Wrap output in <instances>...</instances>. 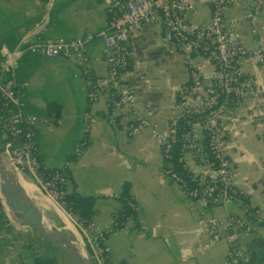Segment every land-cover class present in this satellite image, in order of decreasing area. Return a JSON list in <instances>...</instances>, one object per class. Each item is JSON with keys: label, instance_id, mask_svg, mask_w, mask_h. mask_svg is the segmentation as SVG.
<instances>
[{"label": "crops", "instance_id": "obj_1", "mask_svg": "<svg viewBox=\"0 0 264 264\" xmlns=\"http://www.w3.org/2000/svg\"><path fill=\"white\" fill-rule=\"evenodd\" d=\"M238 2L227 14L238 18L242 43L253 47L250 22L245 17L252 1ZM198 10L196 21L210 16L209 4H199ZM42 11V0H0V45L13 47L34 26ZM106 19L102 0H56L49 25L41 36L75 38L87 29L103 28ZM161 32V26L153 24L133 38L131 64L122 78L136 87L137 112L144 115L146 107H150L159 130H166L178 111L177 96L187 83L188 72L181 56H170L161 46ZM102 48L101 40L94 37L89 48V66L100 75L106 71ZM243 69L255 79L256 93L240 107L231 108L223 126L230 140L228 155L240 172L237 184L251 206L260 209L264 221V72L249 61ZM15 75L19 81L28 82L26 111L47 115V101L60 105L57 116L61 123L41 126L37 131L38 155L46 167L65 169L68 194L94 197L91 219L103 228L109 225L121 207L119 195L125 184L126 192L137 203L134 219H126L122 227L107 236L113 263L225 264L224 241L209 249L203 247L197 215L192 212L197 206L165 177L154 135L143 129L133 137L126 136L125 128L132 118L128 108L121 111L116 125H110L106 120L108 91H101L96 101L89 102L85 80L74 59L25 54L17 63ZM85 111L96 115L98 121L91 129L83 155L73 158ZM227 211L241 213L234 207L214 208L208 213L224 219ZM34 237L37 238L32 227L11 225L0 234V264H31ZM243 242L252 251V261L264 264V227L257 224Z\"/></svg>", "mask_w": 264, "mask_h": 264}, {"label": "built area", "instance_id": "obj_2", "mask_svg": "<svg viewBox=\"0 0 264 264\" xmlns=\"http://www.w3.org/2000/svg\"><path fill=\"white\" fill-rule=\"evenodd\" d=\"M251 1L245 17L250 22L253 47L242 43L238 18L227 14L238 5V0H102L107 14L103 28L87 29L75 38L54 39L41 34L49 25L56 0H42L43 11L34 26L13 47L0 45V150L15 171L71 218L88 264H115L110 259L107 236L118 222L113 215L103 228L73 211L65 199V169L48 168L41 162L37 131L41 126L59 125L61 120L56 115L25 110L28 82L16 78L18 61L25 54L74 59L85 80L89 102L96 101L101 91H108L106 120L110 125H116L121 111L128 108L132 118L125 128L126 136L133 137L143 129L154 135L165 177L197 206L192 212L197 215L203 247L209 249L224 241L225 264H257L243 240L257 224L264 227V221L260 209L251 206L245 191L237 184L240 172L228 155L230 140L223 126L229 110L240 107L256 93V81L244 71L243 64L249 61L264 72V0ZM199 4L210 5V16L196 21ZM153 24L161 26V46L170 56H181L188 72L187 83L177 96L178 111L170 118L166 130H159L150 107H146L144 115L137 112L136 87L122 78L131 64L133 38ZM94 37L103 44L106 71L102 75L89 66V48ZM97 121L93 113H82L81 136L73 147V158L83 155ZM128 204L135 215L137 203L130 197ZM0 205L2 234L12 223L1 197ZM228 207L241 213L227 211L224 219L208 213L214 208ZM127 219H134L133 215Z\"/></svg>", "mask_w": 264, "mask_h": 264}, {"label": "water", "instance_id": "obj_3", "mask_svg": "<svg viewBox=\"0 0 264 264\" xmlns=\"http://www.w3.org/2000/svg\"><path fill=\"white\" fill-rule=\"evenodd\" d=\"M0 187L5 201L11 210L6 216L17 227H34L39 233L53 245L60 248L73 264H87L79 256V250L74 244L73 237L62 227L44 220L40 209L29 200L26 210L19 206L20 195L15 178V170L5 159L0 150Z\"/></svg>", "mask_w": 264, "mask_h": 264}, {"label": "trees", "instance_id": "obj_4", "mask_svg": "<svg viewBox=\"0 0 264 264\" xmlns=\"http://www.w3.org/2000/svg\"><path fill=\"white\" fill-rule=\"evenodd\" d=\"M60 111V105L52 100L47 101L46 104V113L47 115H58ZM127 186L125 187L121 194L119 195V200L121 201L120 209L115 213V218L117 220V225L114 226L113 230H116L122 227L125 224V221L129 215H133L129 204L128 199L130 195L126 192ZM66 201L69 203L70 207L73 211H78L79 215H81L85 219H90V214L92 213V206L94 202V197L92 196H84L78 194L77 192L67 193L65 196ZM1 206V205H0ZM134 216V215H133ZM34 261L31 264H51L55 261L56 264V257L55 256H48L46 254H39L38 252H34Z\"/></svg>", "mask_w": 264, "mask_h": 264}, {"label": "bare ground", "instance_id": "obj_5", "mask_svg": "<svg viewBox=\"0 0 264 264\" xmlns=\"http://www.w3.org/2000/svg\"><path fill=\"white\" fill-rule=\"evenodd\" d=\"M15 178H16V183H17V187H18V192H19V195H20L19 206L26 210V208L29 205V200H34L43 209H48V210L51 209V210H53L57 214V216L62 220V222L64 223V227H62V229H64L66 232L68 230V231H70V233L73 234V236L75 238V239L73 238L74 241H75L74 244L79 250V256H80V258H81V260L83 262L88 264L87 256H86V253H85V251L83 249L82 241H81L79 232L76 229L75 225L73 224L71 218L64 211L59 209L46 196H44L40 192H38L36 190V188L28 180H26L23 177V175H21L17 171H15ZM0 197H1L2 205L4 203V205H3L4 210H6L7 214L10 216L11 215V210L9 209V206L7 205V203L5 201V197L3 195L1 187H0ZM44 220H47V219L44 218ZM47 221L49 223H53L49 219Z\"/></svg>", "mask_w": 264, "mask_h": 264}, {"label": "rangeland", "instance_id": "obj_6", "mask_svg": "<svg viewBox=\"0 0 264 264\" xmlns=\"http://www.w3.org/2000/svg\"><path fill=\"white\" fill-rule=\"evenodd\" d=\"M33 203L40 209L43 216L53 223H55L59 227H64V223L62 220L57 216V214L51 209H43L40 205H38L34 200ZM10 220V219H9ZM12 225L14 226L13 222L11 221ZM61 224V225H60ZM63 224V225H62ZM16 226V225H15ZM33 228V232L36 234L37 238L31 239V244L33 245L34 251L38 252L39 254H46L48 256H55L56 257V264H73L66 254L58 247L53 245L50 241L44 239V237L39 233L37 229ZM67 232L74 238L73 234L67 230ZM75 239V238H74ZM33 249H31L32 251ZM31 262L34 261L35 258H31ZM52 262L51 264H54Z\"/></svg>", "mask_w": 264, "mask_h": 264}]
</instances>
